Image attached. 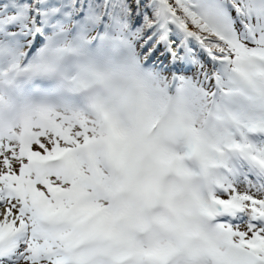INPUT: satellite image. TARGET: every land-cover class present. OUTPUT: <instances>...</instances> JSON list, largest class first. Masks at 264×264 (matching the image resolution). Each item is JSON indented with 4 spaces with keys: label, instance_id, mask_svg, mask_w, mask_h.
<instances>
[{
    "label": "snow or ice",
    "instance_id": "obj_1",
    "mask_svg": "<svg viewBox=\"0 0 264 264\" xmlns=\"http://www.w3.org/2000/svg\"><path fill=\"white\" fill-rule=\"evenodd\" d=\"M0 264H264V0H0Z\"/></svg>",
    "mask_w": 264,
    "mask_h": 264
}]
</instances>
